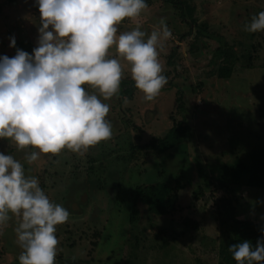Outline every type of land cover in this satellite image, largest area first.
I'll list each match as a JSON object with an SVG mask.
<instances>
[{
	"label": "rangeland",
	"instance_id": "rangeland-1",
	"mask_svg": "<svg viewBox=\"0 0 264 264\" xmlns=\"http://www.w3.org/2000/svg\"><path fill=\"white\" fill-rule=\"evenodd\" d=\"M176 1L184 5L176 9L163 0H146L139 17L118 25V33L139 25L149 34L163 18L172 35L158 49L167 84L152 101L136 89L130 66L115 47L109 51L110 58L120 59L122 78L116 96L103 100L96 93L109 105L108 140L82 154L67 149L40 154L31 165L24 156L35 149L17 150L0 141V152L20 161L50 202L66 207L67 185L82 186L83 199L77 195V206L67 208L68 222L57 226L55 264H236L221 246L220 199L233 200L239 219L264 223V31H244L251 17L264 11V0ZM39 26L34 0H0V55H15L9 47L13 35L16 48L31 54ZM199 28L223 37L237 54L230 79L213 75L211 60L223 44L198 36ZM131 89L132 96L126 93ZM86 91L95 92L87 86ZM179 122L191 128V137L165 154L152 150ZM202 169L212 183L226 176L235 193L205 187L203 196H195L205 185ZM159 182L185 185L182 209L173 218L158 217L136 200L137 186ZM185 216L200 221V230L184 231ZM9 220L0 227V264H19L22 249L14 231L19 217Z\"/></svg>",
	"mask_w": 264,
	"mask_h": 264
},
{
	"label": "clouds",
	"instance_id": "clouds-1",
	"mask_svg": "<svg viewBox=\"0 0 264 264\" xmlns=\"http://www.w3.org/2000/svg\"><path fill=\"white\" fill-rule=\"evenodd\" d=\"M34 3L40 13L36 47L31 54L16 48L13 35L9 47L15 55H0V140L17 150L35 149L25 153L29 165L40 154L55 156L65 149L82 154L112 136L109 105L96 93L103 100L118 94L119 58L130 66L143 99L152 101L167 84L158 49L172 35L163 18L149 34L139 25L118 33V25L146 9V0ZM244 31H264V11L251 17ZM113 46L119 58L109 57ZM10 214L19 217L14 229L22 249L19 264H55L57 226L68 222L70 213L50 202L19 160L0 152V227ZM228 250L236 264H264V229L255 247L244 240Z\"/></svg>",
	"mask_w": 264,
	"mask_h": 264
},
{
	"label": "trees",
	"instance_id": "trees-1",
	"mask_svg": "<svg viewBox=\"0 0 264 264\" xmlns=\"http://www.w3.org/2000/svg\"><path fill=\"white\" fill-rule=\"evenodd\" d=\"M163 1L168 4H172L176 9H179L182 7V5H184L181 1L176 0ZM195 23H192V25L194 24L195 26ZM197 35L210 39H217V41L223 44L215 51L214 56L211 60V66L217 69L214 70L213 68L212 73L213 75L215 74V76H217V78L219 79H230L232 73L235 70V62L238 59L237 54H235V52L232 50V46L230 47L226 42H224L223 37L209 34L202 28L198 29ZM133 90L134 89H131L126 93L130 95L131 91L133 92ZM182 100L183 93L178 91L177 102L179 103L178 110L180 112H183V110L179 109L180 103V108H182V106L184 105L182 103ZM182 109L185 110V106H183ZM191 135V128L179 122L175 124L164 137L159 139L156 143L152 144L151 149L155 150L158 154H165L183 144L187 139L191 137ZM261 154L263 157L262 162L264 176V148ZM199 173L200 177L205 181V185L204 187H201L197 193H195V196H203L205 187H213L214 192L217 190H222L226 194L230 195H233L235 193V188H233L232 183L227 179L226 176H221V179H218V183H212L207 173L203 169L200 170ZM215 184L217 185V187ZM183 189H185V185L181 182H177L174 186L169 185L166 182H159L154 185L137 186L136 200L141 204L147 206L151 213L155 214L158 217L173 218L182 209L180 206V192ZM218 209L221 210L224 216L219 223V227L221 230V246L226 248V250L229 252L228 248L230 245L238 244L244 240H247L251 242L253 247H255L256 241L261 238V229H264V223H256L250 220L239 219V217L237 216L236 208L233 204V200L229 198H221ZM137 210L138 209H134V212L132 211L130 218V221L132 223L137 218ZM180 223L184 226V231L200 230V221H196L190 216L183 217ZM230 257L232 258L231 253Z\"/></svg>",
	"mask_w": 264,
	"mask_h": 264
},
{
	"label": "flooded vegetation",
	"instance_id": "flooded-vegetation-1",
	"mask_svg": "<svg viewBox=\"0 0 264 264\" xmlns=\"http://www.w3.org/2000/svg\"><path fill=\"white\" fill-rule=\"evenodd\" d=\"M0 141H2V140H0ZM85 183V182H84ZM70 186H69V184L67 185V188H66V197H65V205H66V208H68L69 209V207H72V205L74 204V203H76L75 202V199H76V197H77V195H78V197L79 198H82L83 199V196H81V189H82V186H80V189L79 190H77V188L75 187L74 188V185L76 186V183L74 182V185L72 184V182H70ZM56 189V186L53 188V190H55ZM84 189H85V191H87L86 190V188H85V186H84ZM85 193H87V192H85ZM82 204V203H81ZM81 204H80V206H81ZM76 204H74V206H75ZM77 206V205H76ZM79 206V205H78ZM11 216V215H10ZM11 220H13V219H11ZM11 220H9V222H11ZM14 223V222H13ZM15 226H17L16 224H15ZM15 239H16V236H15Z\"/></svg>",
	"mask_w": 264,
	"mask_h": 264
}]
</instances>
